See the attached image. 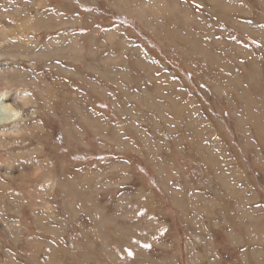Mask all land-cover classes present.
Segmentation results:
<instances>
[{
	"label": "rangeland",
	"instance_id": "1",
	"mask_svg": "<svg viewBox=\"0 0 264 264\" xmlns=\"http://www.w3.org/2000/svg\"><path fill=\"white\" fill-rule=\"evenodd\" d=\"M0 26L38 101L0 170L58 182L0 180V264H264V0H0Z\"/></svg>",
	"mask_w": 264,
	"mask_h": 264
},
{
	"label": "bare ground",
	"instance_id": "2",
	"mask_svg": "<svg viewBox=\"0 0 264 264\" xmlns=\"http://www.w3.org/2000/svg\"><path fill=\"white\" fill-rule=\"evenodd\" d=\"M32 18L33 17H31V19ZM29 19H26V21L24 23H22V24H17L16 25V30H18L19 32H22L23 27L29 28L32 25L31 23L33 21L32 20L31 23H29L30 22ZM36 28H37V26H36ZM12 35H13L12 31H8L4 27L0 26V60L7 58L6 56H10L12 62L17 60L16 58H17L18 54L16 53L15 50H11V49H9L7 51L4 50L5 47L10 45V44H8V42L13 40ZM56 53H58V52H56ZM56 53H54V54H56ZM17 63H20V61L17 60ZM20 83H21V81H19L18 77L16 75L12 74V72H9L8 70H0V159H2V158L4 159L6 154L11 155L10 157H15L12 154V152L14 150H16V149L22 148V145H21L22 143L27 144V141H30L29 139H27V137L29 135H32V132H29V130L31 128L30 122H31V120H34L36 118L34 117V113H32L31 115L25 117L23 115L24 114L23 112L26 110V108L28 106H35L38 103V101H37V98L33 95V93L29 89L25 90L23 88H18L14 92V90H13L14 87H16V85H18ZM38 92L41 95H43V91L41 89H39ZM44 92L46 93V91H44ZM147 96H149V95H147ZM50 100L51 99H49V98L48 99L44 98V101H45V103L47 105H50ZM39 126H40V123H39ZM31 141L35 142L34 139L31 140ZM44 151H45V149L40 150V152H42V153ZM33 153H34V151H33ZM8 155H7V157H8ZM17 155H18V158L20 160H23L21 153H18ZM26 157H28V156L26 155ZM11 159H13V158H11ZM39 164L37 165L36 170L34 172H31V173H27V172L12 173L10 171L8 172V171L0 170V180L2 178L4 179V178H7V177L12 178L14 180L15 179H29V180L36 181L37 179H43V180H52L53 181L52 183H54V185H56L58 182H56V177L53 175L54 173L51 174V172H49L48 174H46L42 170V168H41V166ZM0 165H2V166H12V163H11L10 159L8 158L7 161H3V163H2V160H0ZM43 165H44V163H43ZM20 167H22V166L20 165ZM54 167H56V166L54 165ZM14 168H16V167H14ZM8 170H10V168ZM57 177H58V180H59V176H57ZM62 180H65V179H62ZM48 183H50V182L48 181ZM62 183H64V182H62ZM47 185H49V184H47ZM61 185H63V184H61ZM45 188H48V187H45ZM52 188L53 187L51 186V189ZM67 188H69V187H67ZM70 190H71V188H70ZM40 192H41V190H40ZM46 195L48 196V193H46ZM46 197H45V199H46ZM36 206L37 205L34 204V205H32V208H35Z\"/></svg>",
	"mask_w": 264,
	"mask_h": 264
}]
</instances>
